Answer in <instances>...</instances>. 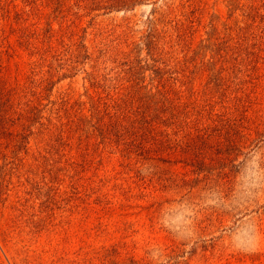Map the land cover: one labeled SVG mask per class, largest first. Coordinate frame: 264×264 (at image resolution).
Wrapping results in <instances>:
<instances>
[{
  "label": "rangeland",
  "instance_id": "1",
  "mask_svg": "<svg viewBox=\"0 0 264 264\" xmlns=\"http://www.w3.org/2000/svg\"><path fill=\"white\" fill-rule=\"evenodd\" d=\"M0 264H264V0H0Z\"/></svg>",
  "mask_w": 264,
  "mask_h": 264
},
{
  "label": "trees",
  "instance_id": "2",
  "mask_svg": "<svg viewBox=\"0 0 264 264\" xmlns=\"http://www.w3.org/2000/svg\"><path fill=\"white\" fill-rule=\"evenodd\" d=\"M32 110L34 109L29 107L26 111L27 114H32ZM94 116V123L91 126L103 139L108 135H113L116 137L115 141L117 142L118 139H120V136H122V133L125 132L130 134L129 125H122L123 123L118 121L117 118L113 120L107 119V121H104V115L98 112ZM71 129L72 126L67 125V128L58 129L54 134L49 135L47 141L51 144V147L54 149L64 148L68 143L67 141L69 140V137L67 135H69Z\"/></svg>",
  "mask_w": 264,
  "mask_h": 264
}]
</instances>
